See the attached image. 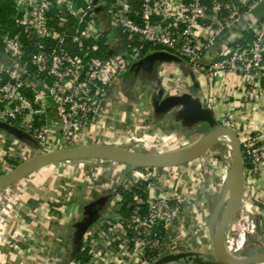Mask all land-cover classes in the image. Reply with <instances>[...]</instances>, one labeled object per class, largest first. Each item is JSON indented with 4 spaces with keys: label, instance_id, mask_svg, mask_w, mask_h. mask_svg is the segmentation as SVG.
I'll return each mask as SVG.
<instances>
[{
    "label": "built area",
    "instance_id": "built-area-1",
    "mask_svg": "<svg viewBox=\"0 0 264 264\" xmlns=\"http://www.w3.org/2000/svg\"><path fill=\"white\" fill-rule=\"evenodd\" d=\"M262 1L12 0L14 27L0 29V122L46 152L82 145L80 136L96 130L115 110L113 96L127 100L124 90L133 96L140 92L137 84L128 83L131 66L155 51L186 61L194 75L229 77L238 91L264 92L259 82L264 77V14L253 12ZM212 114L217 125L236 131L240 143L243 193L223 239V245L232 243L231 256L240 259L249 247L264 251V138L257 131L239 135L236 122ZM125 120L128 129L113 145L133 150L154 141L157 134L139 105ZM95 135L107 134L98 130ZM217 140L227 142L224 166L205 153L197 158L200 175L215 191L228 182L232 161L229 136ZM76 161L92 162L85 177L109 180L113 188L96 228L83 238L84 258L68 256L65 264H153L162 257L183 200L150 191L157 185V168ZM8 205L0 200V228ZM123 207L127 214L118 213ZM18 242L13 239L9 249L16 251ZM20 260L16 255L13 264Z\"/></svg>",
    "mask_w": 264,
    "mask_h": 264
},
{
    "label": "crops",
    "instance_id": "crops-1",
    "mask_svg": "<svg viewBox=\"0 0 264 264\" xmlns=\"http://www.w3.org/2000/svg\"><path fill=\"white\" fill-rule=\"evenodd\" d=\"M156 70V73L152 68L146 70L156 78L148 80V95L143 100L139 94L130 102L121 100L124 103L119 102L115 110H109L108 119L100 120L96 130H89V135H81L78 144H113L127 131L129 121L125 117L134 104L148 113L151 130L164 136L168 145L188 136L199 138L204 134L205 122L183 117L179 106H159L164 97L183 94H189L192 100L236 122L239 135L257 131L264 138V92L250 88L246 92L238 91L232 87L235 82L229 77L194 75L186 61L185 64L159 62ZM259 82L264 87V77L259 76ZM108 128L110 130L105 131ZM98 130L107 135H95ZM214 146L205 152L211 161L218 159ZM45 152L33 139L20 138L0 128V175ZM62 163L68 164L63 161L45 166L0 191V199L9 203L0 228V263L4 260L5 264H13L16 255L21 257L17 264H65L68 256L84 258L83 238L96 228L97 216L109 202L113 187L109 180L85 177V169H89L92 162L71 160L66 171L61 169L57 175L44 172ZM154 173L157 185L150 190L153 194L169 193L183 200L180 214L166 234L168 247L162 255L187 254L163 264L215 263L210 211L216 191L200 175L197 159L157 168ZM127 212L125 207L118 210L119 214ZM82 223L87 224L84 230L80 229ZM13 239L19 241L16 251L9 249Z\"/></svg>",
    "mask_w": 264,
    "mask_h": 264
},
{
    "label": "water",
    "instance_id": "water-1",
    "mask_svg": "<svg viewBox=\"0 0 264 264\" xmlns=\"http://www.w3.org/2000/svg\"><path fill=\"white\" fill-rule=\"evenodd\" d=\"M259 16L264 14V1H262L253 11ZM181 62V58L165 51H155L141 58L131 66V70H150L154 62ZM160 107H181V115L188 119L205 122L204 134L201 142L190 149L179 151H168L161 153H147L113 144H82L51 150L43 154L32 156L19 163L6 173L0 175V191L15 182L31 175L35 171L45 166L68 160L77 159H105L120 162L127 165L167 168L188 163L203 155L210 147L218 143L217 138L228 135L232 150V161L226 169L228 182L232 186V194L226 210L222 213L218 221L211 228L210 239L213 254L216 262L213 264H255L264 263V251H258L249 247L244 251V257L236 259L227 254L224 249V233L233 216L239 209L243 193V164L240 154V143L236 131L230 128L220 127L216 124L212 111L204 107L200 101L192 100L189 94L181 96L171 95L164 97L159 104ZM0 128L7 130L20 138L29 139L28 135L22 133L16 127L0 122ZM86 223H82L80 229L86 228ZM81 239V238H80ZM187 253H171L158 258L153 264H163L185 256Z\"/></svg>",
    "mask_w": 264,
    "mask_h": 264
},
{
    "label": "rangeland",
    "instance_id": "rangeland-1",
    "mask_svg": "<svg viewBox=\"0 0 264 264\" xmlns=\"http://www.w3.org/2000/svg\"><path fill=\"white\" fill-rule=\"evenodd\" d=\"M158 63H159L158 61L154 62L153 66H152L153 72H155V73L157 71L156 68L158 66ZM181 63L185 64V61L182 60ZM132 72L133 73L130 74V77H133V78H129L128 83L129 84L135 83L141 88L140 92H135V94H137V95L139 94L140 99L143 100L148 95V94H146V91L149 89L147 87L148 80L149 79L153 80L154 78H156V75L154 73L150 74L148 71L143 70L142 68L137 70L136 72L135 71H132ZM131 91H133V90H131ZM124 92L126 95L129 94L127 101H129L130 99L133 98V94L131 92L129 93V91H125V90H124ZM113 99H114L115 105H117V106H119V104H118L119 102L124 103L121 100H116V97H114V96H113ZM198 135H201V134H198ZM194 137L195 136H193V137L188 136V137H186V139H180L177 142H175L174 145L170 146V145H168L169 142L167 143V140L164 141V136L157 134L155 139H153L154 141L152 143H150V145H148L147 148H144V146H142V145H138V146H135L133 148V150L140 151V152H147V153H160L161 151L162 152L173 151L175 149H179V148L184 147L185 143H187V141H190V139L194 138ZM149 140L152 141L151 138H149ZM214 147H215L214 148L215 151H217L218 160L220 161L219 165L222 167V166H224L225 161L228 159V151L229 150L227 147V142L224 141V142L218 143ZM69 167H70L69 163L68 164L62 163V164L57 165L55 168L45 169L44 172H46L47 174L51 173V175H57L61 171V169L66 171L67 169H69ZM100 179H103V178H100ZM214 181L220 183V180H214ZM225 186H226V182L221 183V185L219 187H217L218 189L216 191V194L214 195V200H213L211 211H210L211 212V219H212V226L215 225V223L218 221V219L222 215V210H221L218 219H216V218H214L213 213H214V206H215L217 200L222 196ZM228 240H230V237L228 238Z\"/></svg>",
    "mask_w": 264,
    "mask_h": 264
},
{
    "label": "bare ground",
    "instance_id": "bare-ground-1",
    "mask_svg": "<svg viewBox=\"0 0 264 264\" xmlns=\"http://www.w3.org/2000/svg\"><path fill=\"white\" fill-rule=\"evenodd\" d=\"M201 142V136L199 138L195 137L192 140L188 141L187 143H185V146L177 149V150H173V151H179V150H183V149H190L194 146H196L197 144H199ZM184 145V144H183ZM210 186V185H209ZM221 189V188H220ZM232 194V186L229 182L226 183V186L223 190V194L222 196L217 200L215 206H214V218L218 219L220 212L222 210V213L226 210L228 202L230 200ZM224 249L227 252V254L232 255V243L228 242L225 240L224 242Z\"/></svg>",
    "mask_w": 264,
    "mask_h": 264
},
{
    "label": "trees",
    "instance_id": "trees-1",
    "mask_svg": "<svg viewBox=\"0 0 264 264\" xmlns=\"http://www.w3.org/2000/svg\"><path fill=\"white\" fill-rule=\"evenodd\" d=\"M13 3L12 0H0V29L13 28ZM124 197L128 199L129 194L125 193Z\"/></svg>",
    "mask_w": 264,
    "mask_h": 264
}]
</instances>
